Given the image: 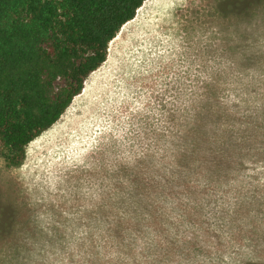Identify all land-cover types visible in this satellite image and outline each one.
Returning <instances> with one entry per match:
<instances>
[{
	"label": "clouds",
	"instance_id": "1",
	"mask_svg": "<svg viewBox=\"0 0 264 264\" xmlns=\"http://www.w3.org/2000/svg\"><path fill=\"white\" fill-rule=\"evenodd\" d=\"M179 43L207 65V87L177 93L151 147L103 145L63 201L0 237V264H264V180L234 178L264 158V3L211 47L199 34ZM226 91L237 101L222 111ZM62 204L80 211L65 221Z\"/></svg>",
	"mask_w": 264,
	"mask_h": 264
},
{
	"label": "rangeland",
	"instance_id": "2",
	"mask_svg": "<svg viewBox=\"0 0 264 264\" xmlns=\"http://www.w3.org/2000/svg\"><path fill=\"white\" fill-rule=\"evenodd\" d=\"M227 1L146 0L109 42L107 60L86 79L82 93L27 146L22 165L8 167L0 156V213H12L16 225L45 201H63L65 185L85 175L83 165L105 144L115 142L130 153L143 145L151 147L148 129L157 125L159 113L169 111L177 93L195 96L207 87V65L182 58L179 42L199 34L211 47L232 18L264 3L251 0L245 9L234 12ZM236 101V95L226 91L219 107L229 111ZM245 165H250L247 172L234 178L251 175L264 180L259 175L264 158L246 159L241 169ZM61 207L65 221L80 211Z\"/></svg>",
	"mask_w": 264,
	"mask_h": 264
},
{
	"label": "trees",
	"instance_id": "3",
	"mask_svg": "<svg viewBox=\"0 0 264 264\" xmlns=\"http://www.w3.org/2000/svg\"><path fill=\"white\" fill-rule=\"evenodd\" d=\"M145 1L0 0V156L8 167L21 166L27 146L82 93ZM250 2L227 7L239 12ZM7 213H0V237L16 221Z\"/></svg>",
	"mask_w": 264,
	"mask_h": 264
}]
</instances>
